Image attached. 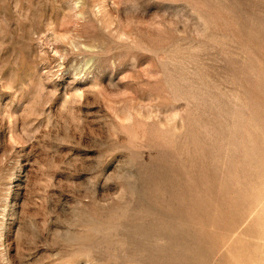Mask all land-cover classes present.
<instances>
[{
  "label": "rangeland",
  "instance_id": "rangeland-1",
  "mask_svg": "<svg viewBox=\"0 0 264 264\" xmlns=\"http://www.w3.org/2000/svg\"><path fill=\"white\" fill-rule=\"evenodd\" d=\"M0 264H264V0H0Z\"/></svg>",
  "mask_w": 264,
  "mask_h": 264
}]
</instances>
